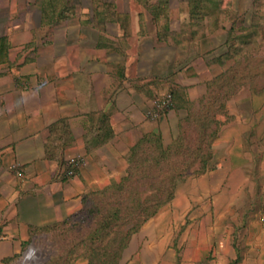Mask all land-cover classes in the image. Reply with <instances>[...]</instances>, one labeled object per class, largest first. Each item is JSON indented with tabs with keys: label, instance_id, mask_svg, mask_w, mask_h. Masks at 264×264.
<instances>
[{
	"label": "crops",
	"instance_id": "crops-1",
	"mask_svg": "<svg viewBox=\"0 0 264 264\" xmlns=\"http://www.w3.org/2000/svg\"><path fill=\"white\" fill-rule=\"evenodd\" d=\"M82 1L71 0L70 18L44 22V10L60 13L59 0H0V46L8 45L0 58V264L80 212L88 193L119 181L143 136L176 137L186 113L154 119L155 100L176 88L192 101L208 92L203 67L218 57L187 54L160 6L144 4L145 16L138 0H89L81 14ZM157 15L170 20L166 39ZM73 158L84 165L69 177ZM161 217L133 235L119 264H264V210L195 211L170 230L158 228Z\"/></svg>",
	"mask_w": 264,
	"mask_h": 264
},
{
	"label": "rangeland",
	"instance_id": "rangeland-1",
	"mask_svg": "<svg viewBox=\"0 0 264 264\" xmlns=\"http://www.w3.org/2000/svg\"><path fill=\"white\" fill-rule=\"evenodd\" d=\"M144 4L160 6L161 14L170 17L174 31L182 32L187 54L191 49L192 57L195 58L200 52L210 58L208 62L227 51L229 31L233 26L236 28L235 33L242 35L244 28L260 23L256 27V35L251 37L249 44L240 47L237 57L229 59L224 65L216 64L215 61L208 63V70L203 67V76L206 74L209 82L223 72L245 78L237 81L238 92L228 102V117H221L227 122L214 143L215 155L210 161V170L202 175L189 176L178 183L175 198L160 212L163 217L157 222L158 228L170 230V225L180 219L182 214L195 211L238 213L247 217L263 212L264 0H220V8L226 12V17L220 15L218 22L211 16L192 17L188 0H138L135 9L145 14ZM88 5L89 0L80 3L81 14L83 6ZM191 32L197 38L190 43ZM178 132L177 128L176 136ZM217 184L222 185L217 188ZM85 219L88 221L81 220L76 226L74 223L63 227L59 225L38 236L12 264H69L82 252L78 249L77 253L69 255L78 239L90 229L89 222L92 219ZM187 220L177 221L179 228L186 227ZM237 224L242 225V221Z\"/></svg>",
	"mask_w": 264,
	"mask_h": 264
},
{
	"label": "trees",
	"instance_id": "trees-1",
	"mask_svg": "<svg viewBox=\"0 0 264 264\" xmlns=\"http://www.w3.org/2000/svg\"><path fill=\"white\" fill-rule=\"evenodd\" d=\"M59 2V14L43 11L44 22L63 21L72 16L69 7L71 0ZM188 6L192 17L211 16L215 22L222 14L226 17V12L220 8V0H188ZM154 20L159 28L158 37L166 39L169 35V18L157 15ZM257 25L260 23L244 28L242 35H237L233 26L229 31L227 51L215 61L224 65L229 59L237 57L240 47L249 44L251 37L256 35ZM7 48L8 45L2 43L0 58L5 55ZM244 78L223 72L207 83V94L195 101L188 99L179 88L167 93L172 100L161 114L172 110L186 113L179 121L178 135L169 143L165 142L161 134L143 136L130 149L128 167L119 181L88 193L80 212L44 230L50 232L59 225L63 227L74 223L76 226L81 220L84 222L85 218L92 219L89 222L90 229L78 239L69 255L77 253L78 249L82 252L69 264H119L133 235L175 198L178 183L189 176L202 175L210 170L214 143L227 122L221 117H228V102L238 92L237 81Z\"/></svg>",
	"mask_w": 264,
	"mask_h": 264
},
{
	"label": "built area",
	"instance_id": "built-area-1",
	"mask_svg": "<svg viewBox=\"0 0 264 264\" xmlns=\"http://www.w3.org/2000/svg\"><path fill=\"white\" fill-rule=\"evenodd\" d=\"M172 97L169 94H166L162 99L159 98L155 100V109L149 114L150 117L156 119L158 118L161 113L164 111V109L171 103ZM82 165H84V160L81 158H73L68 161L67 163V170H66V176H74L76 174V169L80 168ZM14 168L18 172L19 175H21L20 169L18 165H15Z\"/></svg>",
	"mask_w": 264,
	"mask_h": 264
},
{
	"label": "bare ground",
	"instance_id": "bare-ground-1",
	"mask_svg": "<svg viewBox=\"0 0 264 264\" xmlns=\"http://www.w3.org/2000/svg\"><path fill=\"white\" fill-rule=\"evenodd\" d=\"M27 258H29V256Z\"/></svg>",
	"mask_w": 264,
	"mask_h": 264
}]
</instances>
